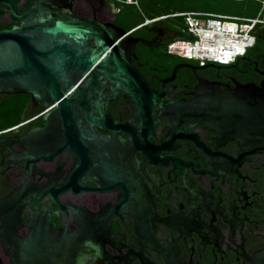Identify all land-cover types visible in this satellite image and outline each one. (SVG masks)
I'll list each match as a JSON object with an SVG mask.
<instances>
[{
	"label": "flooded vegetation",
	"instance_id": "af4514ba",
	"mask_svg": "<svg viewBox=\"0 0 264 264\" xmlns=\"http://www.w3.org/2000/svg\"><path fill=\"white\" fill-rule=\"evenodd\" d=\"M68 1L80 17L113 24L120 18L125 25H115L141 40L135 44L131 64L154 91L162 92L161 100H155L152 131L148 123L144 128L137 123L123 128L140 133L129 148L136 161L114 163L121 169L103 172L93 166L99 162L84 164L66 152L30 162L9 154L8 148L2 150L0 199L18 190L29 196L20 212L19 234L26 235L29 224L42 213L53 230L71 234L59 257L62 264L77 253L84 257L80 264H163L162 258L169 261L175 249L180 264H243L264 247V147L245 154L237 139L221 137L194 122L189 113L163 112L160 107L191 102L198 90L264 92V22L254 29L252 50L218 68L165 57L170 39L148 47L146 43L155 38L152 27L159 22L178 33L166 20L130 30L127 25L136 16L121 13L109 0ZM34 3L19 0L16 6L22 14ZM14 24L0 6V31ZM8 102L20 113L13 114L9 127L0 125V139L15 140L45 126L46 112L40 113L29 95L0 94V107ZM107 109L123 124L133 118L124 96L109 102ZM29 148L12 143L15 153ZM3 261L8 264L6 258Z\"/></svg>",
	"mask_w": 264,
	"mask_h": 264
},
{
	"label": "water",
	"instance_id": "95a60500",
	"mask_svg": "<svg viewBox=\"0 0 264 264\" xmlns=\"http://www.w3.org/2000/svg\"><path fill=\"white\" fill-rule=\"evenodd\" d=\"M18 1L0 0L15 22L0 31V94L29 95L32 105L40 113L46 112L45 126L30 129L15 140L0 139V152L8 148L9 154L30 162L52 160L66 152L84 164L99 162L93 166L103 172L121 169L117 164L123 166V160L136 161L129 148L140 132L134 128L131 134L123 128L135 123L144 128L148 123L152 131L155 100L162 95L131 64L135 44L141 40L113 23L76 15L68 0H35L22 14ZM152 31L155 38L146 43L148 47L165 45L166 39L178 35L161 22ZM178 69L176 66L173 74ZM118 96H124L133 108V118L125 124L113 119L107 109ZM160 108L189 113L194 122L221 137L240 141L245 154L264 147V92L257 89L198 90L191 102ZM123 134H128V140ZM12 143L30 148L15 153ZM28 201L26 191L20 190L0 199V264H5L4 258L8 264H62L59 257L69 246L71 234L53 230L42 213L29 224L26 235L19 234L20 212ZM82 258L77 253L64 264H80ZM162 260L163 264H180L176 249L173 258ZM243 264H264V247Z\"/></svg>",
	"mask_w": 264,
	"mask_h": 264
},
{
	"label": "built area",
	"instance_id": "2783aa9c",
	"mask_svg": "<svg viewBox=\"0 0 264 264\" xmlns=\"http://www.w3.org/2000/svg\"><path fill=\"white\" fill-rule=\"evenodd\" d=\"M138 8V0H115ZM264 5V2H263ZM185 21L189 39H173L166 52L199 65L206 63L230 65L245 55L255 42L254 29L262 24L258 18H236L205 13H180ZM145 20L141 26L161 20ZM135 28V29H136Z\"/></svg>",
	"mask_w": 264,
	"mask_h": 264
},
{
	"label": "trees",
	"instance_id": "16d2710c",
	"mask_svg": "<svg viewBox=\"0 0 264 264\" xmlns=\"http://www.w3.org/2000/svg\"><path fill=\"white\" fill-rule=\"evenodd\" d=\"M110 4L121 13L129 12L136 16L132 24L127 25L130 30L144 23L145 20H153L165 17L161 20L169 22L170 26L178 31L177 39H189L185 33L186 25L182 16H172L180 13H205L215 14L227 17L258 18L264 22V0H138V8L133 5L118 3L115 0H109ZM115 24L125 25L120 18H117ZM262 24L256 25V27ZM255 27V28H256ZM249 49L245 53L248 54ZM164 56L172 59H182L177 56L167 54L164 47ZM9 120L0 119L1 128H7L11 125ZM7 123V124H6Z\"/></svg>",
	"mask_w": 264,
	"mask_h": 264
},
{
	"label": "rangeland",
	"instance_id": "374dc122",
	"mask_svg": "<svg viewBox=\"0 0 264 264\" xmlns=\"http://www.w3.org/2000/svg\"><path fill=\"white\" fill-rule=\"evenodd\" d=\"M15 113V115L17 116V114L20 113V110L15 107V103L10 104L9 102L3 106L0 107V119H4V120H9V118H14L16 117L15 115H13Z\"/></svg>",
	"mask_w": 264,
	"mask_h": 264
}]
</instances>
